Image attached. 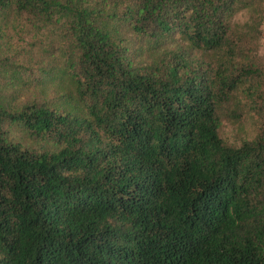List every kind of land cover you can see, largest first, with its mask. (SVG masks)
Instances as JSON below:
<instances>
[{"label": "trees", "instance_id": "1", "mask_svg": "<svg viewBox=\"0 0 264 264\" xmlns=\"http://www.w3.org/2000/svg\"><path fill=\"white\" fill-rule=\"evenodd\" d=\"M263 39L264 0H0V264H264Z\"/></svg>", "mask_w": 264, "mask_h": 264}, {"label": "rangeland", "instance_id": "2", "mask_svg": "<svg viewBox=\"0 0 264 264\" xmlns=\"http://www.w3.org/2000/svg\"><path fill=\"white\" fill-rule=\"evenodd\" d=\"M264 44V39H263ZM264 49V45H263ZM222 137L231 144L240 145L244 138L252 136V130L249 123L244 124L242 128L233 126L232 124H225L221 130Z\"/></svg>", "mask_w": 264, "mask_h": 264}]
</instances>
